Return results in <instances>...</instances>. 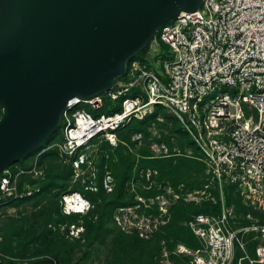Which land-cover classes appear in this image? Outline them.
Instances as JSON below:
<instances>
[{"label": "built area", "instance_id": "obj_1", "mask_svg": "<svg viewBox=\"0 0 264 264\" xmlns=\"http://www.w3.org/2000/svg\"><path fill=\"white\" fill-rule=\"evenodd\" d=\"M162 43L167 44L164 55ZM151 46L153 54L131 58L109 90L69 99L61 114L62 139L42 151L57 147L63 165L72 169L71 180H84L96 190L97 170L90 157L96 140L118 145L119 130L133 118L166 109L197 147V154L187 155L205 164L208 181L202 196L215 185L221 211L193 213L185 223L202 245L179 242L171 254L187 262L167 257L162 264H231L237 246L250 262L264 264V218L249 211V222L236 225L226 204V186L232 185L264 215V0H202L198 10H182L163 23ZM107 101L110 110L95 113ZM42 151L30 156L28 166L17 161L1 170L0 196L19 198L40 190L46 177L39 162ZM22 174L37 181L23 179L21 184ZM103 182L107 191L114 189L109 173ZM94 205L80 190L60 195L65 215L86 214ZM65 229L74 239L83 236L86 226L72 221ZM250 240L257 241L256 257L248 252Z\"/></svg>", "mask_w": 264, "mask_h": 264}, {"label": "water", "instance_id": "obj_2", "mask_svg": "<svg viewBox=\"0 0 264 264\" xmlns=\"http://www.w3.org/2000/svg\"><path fill=\"white\" fill-rule=\"evenodd\" d=\"M201 4L0 0V172L58 128L69 99L112 88L163 23Z\"/></svg>", "mask_w": 264, "mask_h": 264}, {"label": "trees", "instance_id": "obj_3", "mask_svg": "<svg viewBox=\"0 0 264 264\" xmlns=\"http://www.w3.org/2000/svg\"><path fill=\"white\" fill-rule=\"evenodd\" d=\"M149 45L143 49L139 54L134 57L145 59L149 49ZM162 51L164 55V50L167 48V44H161ZM133 57V58H134ZM110 104L108 101L106 105L97 112L109 111L108 108ZM160 108H157L154 113L148 114L144 118H133L126 126L129 127V138L132 133L136 131H147L148 121L151 118H156ZM0 108V113H1ZM125 126V127H126ZM177 130L182 131L185 135L187 133L180 127ZM63 136V121L60 120L58 128L50 134V136L35 150H33L29 155L20 159L18 163L23 164L28 156L34 155L44 148H46L50 143L57 140H61ZM188 137V136H187ZM190 143L194 145L193 140L190 139ZM195 149L197 147L194 145ZM118 152L120 158L117 161H113V154L108 153L105 150H100L99 157L97 160V166L99 170L98 176V189L87 190L85 194L93 198L96 202L94 207L86 214L90 216L86 219L85 226L86 229L83 236L80 238H74L76 240H71V238L60 234L58 230H54L53 227H48L43 232L39 234L43 237V246L45 248L33 249L31 243L37 241L40 235L31 236L30 233H35L39 231L42 227L41 219L46 220L48 217H52L53 210L51 199L49 196L53 191H64L67 187L68 180L71 179L72 169L69 166H64L58 162L59 152L57 147H50L42 151L39 155V162L42 164L44 162L46 169V177L41 183L40 190L35 191L31 195H25L23 197H10L7 202L0 203V206L6 203H20L26 200H34L35 205L41 204L39 209H36L33 213V221L30 219H18L12 218L10 222L6 224L7 233L4 240H0V259L4 261L5 264H15L18 260L28 258L29 251L32 250L35 257L28 258V262L24 264H76L73 262V253L77 245L81 244L79 239L85 237V243L88 246L92 244L105 240L108 234V221L112 217L114 210L119 206H125L130 203L126 194V183L127 180L133 175V168L135 165V157L128 153V150H124V146L121 144L118 146ZM145 154V153H143ZM151 154V153H146ZM197 154V153H195ZM178 155V154H177ZM166 156L161 159L154 160H144V165L153 167H158L162 172H172L177 176L174 180L175 184L182 178L187 179L189 186L192 188H203L206 184L205 174V164L196 158L195 156ZM112 167L115 170L116 180L115 186L112 191H107L104 186V176L108 167ZM22 180L28 179L31 182L37 180L32 179L29 174L21 175ZM28 176V177H27ZM229 190H235L232 185L226 186V192ZM218 191V189H217ZM209 196L203 198L201 203L196 202V200L185 201L183 198L178 199V201L173 205L172 215L169 220L162 224L160 229L157 230L151 238H146L140 236L137 233H129L125 231H118L113 238V249L118 257H120V264H153L156 261V255L162 252L161 239L164 237H174L175 241L186 243L192 247H199L202 245L201 239L189 228L185 221L188 220L193 213L197 212H208V213H218L221 211V202L219 192L217 197ZM49 202H45L46 199ZM61 209V206H60ZM248 211H251L250 208ZM254 215L263 216L258 210H253ZM79 213H73L68 216L70 222L74 220V217H79ZM20 237L19 242L14 245V237ZM257 241L250 240L248 242V252L251 256L256 257V247ZM10 251L15 254V259L10 258L6 253ZM175 257L177 262L181 261V258L177 254H171ZM231 264H253L248 259L247 253L240 246L236 247L235 256ZM254 264H262L261 262H255Z\"/></svg>", "mask_w": 264, "mask_h": 264}, {"label": "rangeland", "instance_id": "obj_4", "mask_svg": "<svg viewBox=\"0 0 264 264\" xmlns=\"http://www.w3.org/2000/svg\"><path fill=\"white\" fill-rule=\"evenodd\" d=\"M151 52V53H149ZM153 46L150 45L148 54H153ZM159 115L162 118H151L148 121V126L145 131H136L132 133L129 138V127H124L119 130V137L121 141L118 145H111L105 140L97 139L94 146L90 148V157L93 160L94 167L97 170V179L99 170L97 166V160L100 150H105L108 153L113 154V161H117L120 158L118 152V146L121 144L124 146V150H128L131 156L135 157V165L133 168V175L127 180L126 194L130 201L128 205L119 206L114 210L112 217L108 221V234L103 241H98L91 246L85 243V237L80 240L79 245L76 246L73 253V262L76 264H120V257L114 251L113 238L118 231H125L129 233H137L140 236L151 238L153 234L160 229L162 224H165L172 215L171 209L178 199L183 198L185 201L196 200L201 203L203 198H207L209 195L217 197L218 191L215 185H210L207 188V195H204L203 188H192L189 186L187 179L182 178L175 184L177 177L175 175L178 171L162 172L158 167L144 165V160L161 159L166 156H184L187 157V153H198L194 145L190 143V138L187 137L182 131L177 130L180 127L179 122L164 108H160ZM145 153V154H143ZM151 153V154H146ZM95 157H93V155ZM93 157V158H92ZM174 157V156H173ZM34 157L28 156L22 166H28L31 164L30 160ZM59 163L63 165L60 158ZM45 166L44 162L42 163ZM111 165L106 173L112 176V179L116 180L115 170ZM205 174L206 171H205ZM28 177V176H27ZM88 178V176H86ZM206 181L208 178L206 177ZM80 190L86 192L90 190L86 187L84 180H68L65 190ZM95 190V189H93ZM63 191V190H62ZM62 191L55 190L49 196L51 199L52 208L54 212L52 217L41 219L42 227L35 233H30L31 236L40 235L48 227H53L54 230H58L60 234L67 236L65 227L67 223H70L68 216L62 213L60 209V195ZM47 198L45 202H49ZM95 203L96 201L91 198ZM34 200H26L20 203H6L0 206V240H4L7 233L6 224L12 220V218L18 219H30L33 221V213L36 209H39L41 204L37 206ZM226 204L227 207L233 210L234 224L241 225L249 222L248 210L251 208L237 193L236 190H229L226 192ZM254 215V214H253ZM263 217L255 215V217ZM88 214L79 215L74 217L73 222H85L89 218ZM71 221V222H72ZM60 224L62 226H60ZM40 233V234H39ZM43 236V235H42ZM37 239L36 242L31 243L33 249H44L43 237ZM68 237V236H67ZM20 237H14L13 244L16 245L19 242ZM70 238V237H69ZM71 240H76L72 239ZM162 252L156 255V261L153 264H162L167 257L176 261L175 257H171V250L175 249L179 241H175L174 237H164L160 241ZM192 247V246H191ZM28 258L35 257L34 253L29 251ZM6 255L10 258H16L13 252L8 251ZM28 258L24 260L20 259L15 264H24L28 262ZM183 262H187V257H182Z\"/></svg>", "mask_w": 264, "mask_h": 264}]
</instances>
